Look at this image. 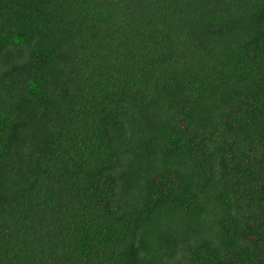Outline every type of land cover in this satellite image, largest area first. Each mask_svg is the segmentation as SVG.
I'll return each instance as SVG.
<instances>
[{
    "label": "trees",
    "instance_id": "obj_1",
    "mask_svg": "<svg viewBox=\"0 0 264 264\" xmlns=\"http://www.w3.org/2000/svg\"><path fill=\"white\" fill-rule=\"evenodd\" d=\"M0 264H264V0H0Z\"/></svg>",
    "mask_w": 264,
    "mask_h": 264
}]
</instances>
